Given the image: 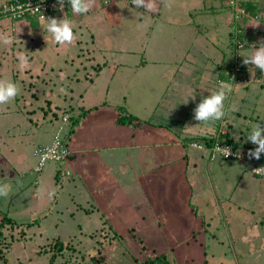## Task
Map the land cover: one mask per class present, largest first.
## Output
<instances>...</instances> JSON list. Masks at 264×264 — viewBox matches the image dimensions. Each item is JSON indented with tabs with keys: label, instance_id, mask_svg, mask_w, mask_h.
Wrapping results in <instances>:
<instances>
[{
	"label": "crops",
	"instance_id": "obj_1",
	"mask_svg": "<svg viewBox=\"0 0 264 264\" xmlns=\"http://www.w3.org/2000/svg\"><path fill=\"white\" fill-rule=\"evenodd\" d=\"M6 1L8 0H0V5ZM158 3L159 12L151 13L143 8L136 9L132 5V0H96L95 7L86 14L76 15L69 9L51 15L50 17L57 19L65 17L72 23L74 42L64 46L56 44L51 36L44 32L42 29L44 19L0 18V34L11 36L15 49L11 58H4L7 50L3 49V46L9 48V45L0 43V77L9 72H16L19 67L22 73L20 78L24 80L20 85L26 82V86L21 89L25 92L24 89L27 88L25 89L27 92L25 95L21 94V97L37 95L40 90L46 97L62 99L63 112H68V108H77L78 115L84 110L96 107L85 115L68 140V146L70 143L79 151V155L70 154L67 161L65 175L69 185H84L87 191H90L92 199L97 197V200L101 198L104 202L112 200V206H116V192L109 193L110 190L106 187L118 181L122 189L126 188L125 191L132 194L130 196L126 192L128 200L135 198L133 193L142 198V203L140 201L138 207L155 217L154 220L160 224L158 225L160 235L173 242L172 254L176 264H181L183 260L182 255L176 250L178 245L184 248L185 254L190 258V264H207L201 243L198 246L202 227L195 226V222L201 226L205 225V220L195 213L192 186L186 179V175L190 177V173L197 177L195 162L198 158L195 159L196 157L189 153V147L191 143L207 146L206 140L199 137L207 134L209 126L206 124L209 122L199 123L193 118L194 109L197 107L195 102L201 95L209 96L204 89L211 86L210 82L219 87L218 79H221L223 70L220 64H223L222 61H225L230 50L228 47H225L226 50L223 49L224 40L220 41L221 38L218 36H205L208 34L204 33L208 26L205 27V31L201 30V33L195 28L207 25L204 19L208 17L212 20V26L219 27L220 30L223 29L224 22L228 27L225 41L230 42V28L236 26L231 22L233 12L228 6V0H168L169 6H164L160 0ZM237 8L245 12L242 21L243 35L250 40V44L243 54L247 55L246 50L250 52L264 42V0H238ZM250 24L259 26L254 27ZM182 26L190 29L189 38H192L191 44L184 45L183 49L181 46L183 29L179 28ZM124 28L131 31L126 33ZM219 29L214 30V33ZM45 36L48 37L47 42ZM200 36L204 38L206 44L210 43L211 51L207 55H203L206 54L207 46L196 44ZM170 40L179 41L176 47L177 54L172 55L171 50L167 49L171 44ZM125 47H128V57L123 62L126 66V83L122 85L114 81L118 73L114 66L121 64L122 54L113 50ZM181 50L184 54L191 55L183 58ZM18 51L25 52L28 56L29 63L24 68L19 66L16 56ZM185 63L187 65H184ZM37 66L39 69L36 74L32 73L33 70L36 71ZM245 70L249 77L257 76L264 80V72L254 66L246 65ZM194 75L197 76V81L189 83ZM182 79L189 82L181 84ZM156 84L160 88H156ZM250 84L248 88H238L232 92L227 117L233 125H239L242 121L247 122L245 115L249 109L253 113L251 121L253 119L255 125L264 128V108L257 112L254 106L256 101L264 98V81ZM58 86H62L60 93ZM124 89L126 95L120 93ZM137 89L147 94L153 89H160L163 94L155 92L152 97L155 101V110L151 119L146 121L148 125L143 127V123L135 116L137 121L132 124L119 125L118 116L113 113L116 108L111 109L114 104L111 105L109 102L106 104L103 98L110 92L125 97L136 96ZM167 96L172 99L170 106H174L176 100V106L171 108L174 111L164 109ZM137 102L135 110H128L130 105L128 107L125 104V111L129 114L141 110L147 112V105H143L142 101ZM263 103L264 99L261 101V104ZM58 106L59 103L54 102L48 107L56 109ZM19 112L24 113L25 109ZM8 114L9 112H5L4 115ZM164 122L168 126L166 129L162 127ZM107 127L109 129H105ZM235 131L236 127L227 132L230 138ZM245 134L244 132L239 134L240 141L247 140ZM191 136L195 139L188 141L186 138ZM148 152H150L148 157H143V154ZM123 154L126 160L121 166L118 162ZM164 158L168 160L165 163ZM154 159H158L156 164ZM215 160L208 162L215 163ZM192 163L193 169L189 171ZM136 167L141 168V171L135 172ZM245 169L246 173L237 172L239 180L237 185L232 186L225 185L227 178L234 177L231 174L234 169L230 163L226 161L224 166L219 160V166L211 170V176L216 182L215 189L218 190L227 212L234 207L250 208L248 202L243 201L247 197H253L258 207L260 200L258 201L256 191L262 193L260 196L264 198V185L260 183V178H253ZM234 191H238L239 198L233 197L236 193ZM93 192L96 196H93ZM159 202L162 205H159ZM231 202L236 204L232 205ZM167 205L172 209L170 213H165L164 208ZM260 206L258 210L260 213L257 214L259 222H252L256 226L264 223V203ZM256 209L251 211V215H256L254 214ZM166 217H172L171 221L181 226L180 235H174L168 230L165 234L161 232L162 225L167 224ZM187 219L190 222L185 221ZM243 219L244 224L249 223V217L240 216L232 223V227ZM182 226H188L186 231ZM179 236L184 238L181 239ZM195 238L198 239L193 242ZM244 239L245 237L242 238ZM202 261L204 262L201 263Z\"/></svg>",
	"mask_w": 264,
	"mask_h": 264
},
{
	"label": "rangeland",
	"instance_id": "obj_2",
	"mask_svg": "<svg viewBox=\"0 0 264 264\" xmlns=\"http://www.w3.org/2000/svg\"><path fill=\"white\" fill-rule=\"evenodd\" d=\"M204 21L208 24L195 29L201 33V30L205 31V27L208 26L209 28L204 32L208 34H205V36H218L221 38L220 41L224 40L223 49H225L229 44L225 41L228 36V27L223 22L221 31L219 27L212 26V20L209 17ZM183 27H179L183 29L182 49L184 45H189L192 42V38H189L190 29ZM216 29H219V31L214 33ZM130 31L124 28V32L129 33ZM230 31L233 33V26ZM170 43L167 49L171 50L172 55L177 54L176 47L179 41L170 40ZM196 44L207 46L205 49L206 54L203 55H207L211 51L210 43L207 42L206 44L202 36L196 40ZM13 47V43L9 45V48L3 46V49L7 50L4 58H11V54L15 52ZM127 50L128 47L113 50V52L119 51L122 54L121 64L114 66L118 69L114 81L122 85L126 83V66L123 62L127 60ZM181 52L183 53L182 50ZM248 52V50L245 51L246 54ZM190 55L183 53L182 57L186 56L188 58ZM225 62H229L227 55ZM186 63L184 65H187ZM227 67L230 68L229 65ZM35 69L36 71L33 70L32 73L36 74L39 67L37 66ZM21 76L22 73L17 67L16 72H9V74L3 75L2 78L0 77V79L16 83L20 89L14 100L6 104H0V183H6L10 186L8 195L6 197L0 196V219L9 217L10 222H12L11 224L4 223L0 227V254L2 255L0 264H95L96 262L91 259L99 260L100 264H140L162 253L167 255L169 264H176L172 254L173 242L167 240L166 236L160 235V226H158L160 224H157V221L154 220L155 217L147 214V210L138 207L140 201L142 203V198H138L133 193L135 198L128 200L129 196L126 197V188L122 189V185L118 181H114L106 187L110 190L109 193L116 192V206H112V200L104 202L101 198L99 200H97V197L92 199L90 191H87L84 185H69L65 175L67 173V161L70 154L79 155V151L73 145L69 143L67 159L60 163L49 161L41 170L38 169L36 152L41 147L51 145L58 124L61 123V116H69L68 119L72 120L79 115L77 114V108L73 107L71 112L63 113V100L59 97H46L40 90L39 96L42 104L38 101V104L34 107L31 104L29 106L27 103L26 107L19 109L20 103L22 105L25 100L27 102L32 100L31 97H21V94L25 95L27 92L25 90L27 88L24 89L25 92L21 89L26 86V82L20 85L21 82H24L20 78ZM195 80L197 81V76L194 75L190 82L188 80H185L187 81L185 82L182 79L181 84L193 83ZM210 83L211 86L209 88L206 86L204 89L208 95L218 90V86H215L213 82ZM61 87H57L58 93L61 92ZM155 87L160 88L158 84ZM155 92L163 94L160 89H153L149 94L137 89L136 96L132 97L110 92L103 98V101L106 104L107 102L112 103L111 105L114 104L111 109H115V105L122 107L117 106L116 111L113 112L117 116L126 110L125 104L128 107L130 105L128 110H135L137 101H142L143 105L148 107L147 112L141 110L140 112H132L131 115L137 117L145 127L148 125L146 121L151 119L155 110V101L152 98ZM120 93L126 95V90H121ZM231 95L232 93H229L224 102L225 116L223 119L206 122V126H209L207 134L212 136L218 131L225 134L236 127L231 139L237 143L240 151L248 154V151L254 149L256 145L248 140L245 142L240 141L239 134L244 132L247 135L252 130L255 124L254 120L251 121L250 118H253V113L248 109L245 115L247 122L242 121L239 125H233L230 118L227 117ZM20 97L21 100L19 101ZM204 97L207 96L201 95L200 98H197L195 105H198ZM48 99L50 100L47 101ZM45 101H47V105H45ZM261 101L259 99L254 104L257 112L262 111L264 108V103L261 104ZM54 102L59 103L56 109L48 107ZM171 104L172 99L168 96L165 97L164 109L174 111L171 108L176 106V100L174 106H170ZM181 106L185 107L182 104ZM23 109H25V112L20 113L19 111ZM5 112H9V114L5 116ZM163 125H166V123L164 122ZM216 128H218L217 131H215ZM105 129H109V127ZM63 131H67V127L63 126ZM128 131H130V128ZM189 150V153L196 157L195 159L198 158L195 162L197 177L190 173V177L186 175V179L189 185L192 186V204L195 213L201 215L205 220V225L201 226L200 223L195 222V226L202 227L198 246L201 243L207 264H264V223L257 224L258 226L252 223L259 222L257 214L260 212L258 210L261 207L260 204L264 203V198L260 196L262 193L259 194L256 191L258 201L260 200L258 207L253 197H247L243 201L248 202L250 208L239 209L234 207L233 210L227 212L226 207L222 205L218 190L215 189L216 182L211 176V170L219 166V160L223 162L224 166L227 161L233 166V173L235 174L231 173L234 177L227 178L225 185H237L239 180L237 172L246 173L244 171L245 166L240 165L238 161L223 160L219 156L216 157L217 162L215 160V163H210L206 152L191 147H189ZM149 153L143 154V157H148ZM153 154L157 155L156 152H153ZM125 160L123 154L118 163L122 166ZM164 160V163L168 161L167 158H164ZM247 161L246 164H248ZM154 162L156 164L158 159H154ZM133 163H135V160H133ZM140 169L136 167L135 172L141 171ZM192 169L193 163L189 171ZM259 180L264 185V178ZM234 192H236L233 195L235 198L239 194L238 191ZM127 193L132 196L130 192ZM93 196H96L95 193ZM231 203L232 205L236 204V202ZM159 205H162L161 202H159ZM253 209H256V213H254L256 215H251ZM164 210L165 213L172 211L170 205H167ZM179 214H181V211ZM236 216L249 217V223L244 224L243 219L240 223L233 224L232 227V223L236 221ZM171 220L172 217H166L167 224L162 225L161 232L165 234V231L168 230L174 235H180L182 233L181 226L175 225V222ZM185 221L190 222L189 219ZM182 227L186 231L188 226ZM179 237L183 239L185 235ZM243 237H245L244 240H242ZM197 239L195 238L193 242ZM57 242L61 243V251L59 252L58 248L55 247ZM176 250L182 255L183 260L180 263L190 264V258L185 254L184 248L178 245ZM53 254H55L54 260L51 263Z\"/></svg>",
	"mask_w": 264,
	"mask_h": 264
},
{
	"label": "clouds",
	"instance_id": "obj_3",
	"mask_svg": "<svg viewBox=\"0 0 264 264\" xmlns=\"http://www.w3.org/2000/svg\"><path fill=\"white\" fill-rule=\"evenodd\" d=\"M59 4V10L63 11L65 0H57ZM164 6L168 5V0H160ZM71 6V12L76 15L86 14L95 7L96 0H68ZM132 5L136 9L143 8L147 12L157 13L160 10L158 0H132ZM42 29L44 32L48 33L53 41L61 46L66 44H72L74 42L75 36L73 32L72 23L65 19H57L54 17L45 18ZM254 27H258L259 24H250ZM45 41L47 42L48 37L45 36ZM13 42L12 37L8 34H0V43L4 45H11ZM243 56L244 65H252L264 72V42L258 44L254 50ZM17 60L19 62L20 68H24L28 65L29 59L25 52L16 53ZM232 86L230 83L225 81L219 82L218 90L210 93L209 96L204 97L201 102L194 109L193 118L199 123H206L210 121H219L225 116L224 102L227 95L232 92ZM19 87L16 83L9 80L0 79V104H6L14 100L19 94ZM247 140L252 144L256 145L254 149L248 151L249 159L255 158L259 160L261 154L264 153V128L260 125H254L252 130L247 134ZM196 147V146H194ZM217 151L223 152L225 156L231 155L230 148H220L217 145ZM239 155V153H238ZM41 166L45 163L42 158ZM256 174H264V166L254 169ZM10 191V186L6 183H0V196L6 197Z\"/></svg>",
	"mask_w": 264,
	"mask_h": 264
},
{
	"label": "built area",
	"instance_id": "obj_4",
	"mask_svg": "<svg viewBox=\"0 0 264 264\" xmlns=\"http://www.w3.org/2000/svg\"><path fill=\"white\" fill-rule=\"evenodd\" d=\"M228 6L232 9V22L235 24V28L233 31V35L236 36L234 38L235 46H234V60H233V76L231 78L232 84L234 85H247L251 82L260 83L263 80L261 77L254 76L253 78L249 77L248 73L242 68V55L240 54L242 50L245 48L243 41L237 40L238 35L243 33L242 21L244 20L245 12L242 9L237 8L238 0H228ZM71 9L68 0H65L63 11ZM59 10V4L57 0H8L5 3L0 5V17L8 18L10 20H22L25 18H37L44 19L50 17L51 15H55L59 12H63ZM237 23V24H236ZM62 126L57 129L56 135L54 137V141L49 147L40 148L36 155L38 157V169L41 168L50 160L53 161H61L68 157L69 152L62 145V140L65 137V131H63V126H66L68 121V117H63ZM217 145L220 148H230L231 155L225 156L223 152L217 151ZM191 147L199 149V150H207L209 155V160H215L216 157H220L223 160H233L238 161L240 165H245L247 161V154L240 150H235L231 145L227 143H218L215 142L213 145L204 146L201 143H191ZM196 146V147H194ZM239 153V155H238ZM45 160L43 166H41V159ZM263 166L262 164H249L250 173L253 176L264 178V174H256L254 169Z\"/></svg>",
	"mask_w": 264,
	"mask_h": 264
},
{
	"label": "trees",
	"instance_id": "obj_5",
	"mask_svg": "<svg viewBox=\"0 0 264 264\" xmlns=\"http://www.w3.org/2000/svg\"><path fill=\"white\" fill-rule=\"evenodd\" d=\"M1 18V17H0ZM1 19H4V18H1ZM232 22V21H231ZM230 35H231V38H230V42H228L229 44H228V48H229V50H230V52H229V62L228 63H226L224 60L222 61V63L223 64H220V67L221 68H223V70H222V72H221V76H220V78L221 79H218L219 80V82L220 81H225V82H227V83H230L231 84V86H232V92H234V91H237L238 90V88H248V87H250V85L251 84H247V85H234V84H232V81H231V78H232V76H233V69H232V67H233V65H234V63H233V58H234V53H235V51H234V46H235V42L233 41L234 40V38L236 37V36H234L233 35V33L232 32H230ZM237 40H239V41H243V44H244V46H245V48H247L248 46H249V44H250V40H248L247 39V37H245L244 35H243V33H240V35H238V37H237ZM245 48L242 50V54H243V51L245 50ZM241 64H242V68H243V70H245L246 69V65H244L243 64V56H242V61H241ZM225 65H226V67H225ZM227 65H229L230 66V68L229 67H227ZM246 71V70H245ZM231 92V93H232ZM40 94H33V95H31L30 97L32 98V100H29V102H28V104H29V106H30V104L31 105H33L34 107L38 104V101H40L41 102V97L39 96ZM38 96H39V99H38ZM29 98V97H28ZM21 100V99H20ZM19 100V101H20ZM41 104H42V102H41ZM45 104H47V103H45ZM27 106V100H25L23 103H22V105H21V103H20V106H19V109L21 108V107H26ZM118 105H116L115 106V108L117 107ZM118 107H120V106H118ZM96 107H93V108H89V109H87V110H84V111H82L81 113H80V115L77 117V118H75V119H72V120H70V119H68V121H67V123H66V126L65 127H67V131H65V137H64V139L62 140V145H63V147L64 148H66L67 150H68V140L70 139V137L75 133V130L79 127V123H80V121L81 120H83L84 118H85V115L89 112V111H91V110H93V109H95ZM120 108H122V107H120ZM117 109V108H116ZM31 111H33V110H31ZM67 111H69V112H71V109L70 108H68L67 109ZM63 113H65V112H63ZM46 114V113H45ZM123 114V115H122ZM46 116V115H45ZM66 115H62L61 116V119H60V122L61 123H59L58 124V127L59 126H61V124H62V122H63V117H65ZM56 117V116H55ZM68 118H69V116H68ZM135 121H137L136 120V118L133 116V115H131V114H129V113H127L126 111H124L123 113H121L120 115H118V118H117V123L119 124V125H129V124H132L133 122H135ZM139 121V120H138ZM159 125H161V124H159ZM166 125H163L162 127L164 128ZM58 127H57V129H58ZM57 129H56V132H57ZM217 129L218 128H216V130L215 131H217ZM56 132H55V135H56ZM192 136L191 137H189V138H186V139H188V141H190V140H192ZM199 138H202V139H204V140H206L205 142H206V145L207 146H210V145H213L215 142H218V143H221V144H223V143H227V144H229V145H231L232 146V148H234L235 150H239L240 149V147H238L237 146V143L236 142H234L231 138H230V136H229V134H227V133H225V134H221V133H219V131L218 132H215L214 133V135H212V136H210V135H208V134H204L202 137L200 136ZM193 139H195V137L193 138ZM52 142H53V140H52ZM52 144V143H51ZM45 147H47V146H45ZM41 148H44V147H41ZM193 148V147H192ZM194 149H196V148H194ZM197 150H199V149H197ZM202 152H208L207 150H201ZM207 156H208V158H209V155H208V153H207ZM68 157H66L65 159H67ZM64 159V160H65ZM64 160H61V161H53V160H50V161H53V162H57V163H60V162H62V161H64ZM209 161V160H208ZM49 162V161H48ZM247 163L248 164H246V165H243V166H245V168H246V170L247 171H249L250 172V169H249V164H251V163H253V164H255V165H257V164H262L263 166H264V155L263 154H261V157H260V159L259 160H256L255 158H252V159H249V157H248V161H247ZM46 164V163H45ZM45 166V165H44ZM43 166V167H44ZM42 167V168H43ZM41 168V169H42ZM251 174V173H250ZM58 175H59V173H58ZM252 175V174H251ZM252 177L253 178H257V179H259L260 177H256V176H253L252 175ZM10 218L9 217H3L2 218V220L0 219V227L4 224V223H8V224H11L12 222H10ZM55 247H57L58 249V252L59 251H61V243H59V242H57V243H55ZM54 255L55 254H53V256H51V263H52V261L54 260ZM2 258V255L0 254V259ZM93 262H96L95 264H100L99 263V260H93V259H91ZM140 264H169V260H168V258H167V255L165 254V253H162V254H160V255H158V256H156L155 258H153V259H148V260H146V261H144L143 263H140Z\"/></svg>",
	"mask_w": 264,
	"mask_h": 264
}]
</instances>
